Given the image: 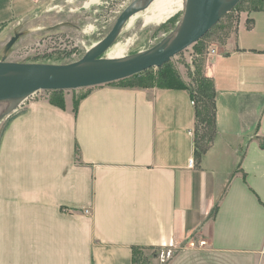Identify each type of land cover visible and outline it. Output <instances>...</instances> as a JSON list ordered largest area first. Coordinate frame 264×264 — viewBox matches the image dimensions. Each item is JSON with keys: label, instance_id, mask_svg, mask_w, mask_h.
<instances>
[{"label": "crops", "instance_id": "0c3cea01", "mask_svg": "<svg viewBox=\"0 0 264 264\" xmlns=\"http://www.w3.org/2000/svg\"><path fill=\"white\" fill-rule=\"evenodd\" d=\"M261 13L241 12L212 46L215 129L199 154L186 89L108 84L76 112L64 92V109L49 94L5 118L0 264H134L147 251L153 264H264V38L251 40Z\"/></svg>", "mask_w": 264, "mask_h": 264}, {"label": "rangeland", "instance_id": "374dc122", "mask_svg": "<svg viewBox=\"0 0 264 264\" xmlns=\"http://www.w3.org/2000/svg\"><path fill=\"white\" fill-rule=\"evenodd\" d=\"M28 1L32 4V9L18 14L13 10V0H0V7L4 6L6 12L10 9L8 13L2 15L3 19H0V25L4 24L0 26V57L9 39L15 33H20L19 39L7 54L8 61L60 65L79 60L86 49L104 38L111 30L116 18L133 0ZM256 1L242 0L202 39L170 60L168 65L179 75L189 90L195 92L197 89L198 73L200 76H205L204 68L212 46L221 44L234 33L240 13L249 12ZM261 14L257 16L259 18L256 24L258 35L251 37L252 41L264 38L260 32L264 31V19L260 18L264 17V13ZM180 15L181 12H178L160 25H146L143 19L139 18L128 28H123L111 47L116 44L123 47L125 52L122 57L151 48L175 27ZM159 69L151 70L155 74ZM85 90L87 89L67 91L66 95L70 101H73ZM45 95L49 93L39 92L33 97ZM194 101L199 110H202L199 99L195 97ZM2 122H0V130ZM198 130L199 135L202 136L205 133L204 125H199ZM134 264H153V252H141L136 256Z\"/></svg>", "mask_w": 264, "mask_h": 264}, {"label": "water", "instance_id": "95a60500", "mask_svg": "<svg viewBox=\"0 0 264 264\" xmlns=\"http://www.w3.org/2000/svg\"><path fill=\"white\" fill-rule=\"evenodd\" d=\"M153 0H133L116 18L108 34L86 50L77 61L67 64L20 63L7 60V54L20 37L15 33L0 57V107L13 104L0 114V122L15 112L25 100L39 92L90 89L131 78L168 64L200 39L242 0H183L175 27L160 42L141 52L109 58L128 20L143 12Z\"/></svg>", "mask_w": 264, "mask_h": 264}, {"label": "trees", "instance_id": "16d2710c", "mask_svg": "<svg viewBox=\"0 0 264 264\" xmlns=\"http://www.w3.org/2000/svg\"><path fill=\"white\" fill-rule=\"evenodd\" d=\"M264 10V0H257L254 2L253 7L250 11H260ZM4 25V24H3ZM0 25V26H3ZM199 76V82L197 85V89L195 92L189 90L187 86L181 81L179 78V75L170 68L168 64L164 65L158 70V73H153L152 70L145 71L143 73H140L138 75H135L131 78L121 80L119 82L111 83L109 85H117L120 87H128V88H160V89H186L189 91L191 98L194 100L199 99L203 109L199 110L197 107L196 110V117L198 118L199 125H204L205 133H203L202 136H199L200 138L196 141L197 145V154H199L200 146L204 149V142L207 144L208 141L211 140L212 135L214 133V118H215V89L213 82L206 78L205 76ZM90 89H87L85 92H83L80 96L73 99V111L76 112L78 102L81 98H83L86 93ZM50 94V103L54 106L59 107L60 109H64L65 102H64V92L63 91H52L48 92ZM21 110V109H19ZM18 109L13 112L11 115H9L4 123L3 128L6 126V124L11 120L15 113L19 111ZM203 113H205V117H203ZM208 138L206 141L205 139ZM201 148V149H202ZM202 149V150H203ZM217 207H214L212 210V214L215 213ZM139 255L138 253L136 256ZM135 256V258H136ZM135 263V262H134Z\"/></svg>", "mask_w": 264, "mask_h": 264}, {"label": "bare ground", "instance_id": "6f19581e", "mask_svg": "<svg viewBox=\"0 0 264 264\" xmlns=\"http://www.w3.org/2000/svg\"><path fill=\"white\" fill-rule=\"evenodd\" d=\"M88 3H86V5ZM182 8L183 0H153L143 12L133 15L128 20L125 27L128 28L139 18H142L146 25L163 24L176 13L181 12ZM124 50L125 49L123 47H121L119 44H116L107 51L106 56L109 58H122L125 52ZM12 104V102L2 104L0 107V114L10 108Z\"/></svg>", "mask_w": 264, "mask_h": 264}, {"label": "built area", "instance_id": "2783aa9c", "mask_svg": "<svg viewBox=\"0 0 264 264\" xmlns=\"http://www.w3.org/2000/svg\"><path fill=\"white\" fill-rule=\"evenodd\" d=\"M86 50H87V49H86ZM215 54H216V50H215V49H210L209 52H208V56H209V57H210V56H214ZM31 97H33V96H31ZM27 100H29V98H28ZM27 100H26V102H27ZM26 102L24 101V103H23L19 108H21ZM191 104L193 105L194 102H191ZM19 108H18V109H19ZM192 164H193V161L190 160V161H189V166H192ZM85 213H87V212H85ZM204 245H205L204 242H201V241L199 242V246H204ZM189 246H190V247H194V246H195V243H194V242H190Z\"/></svg>", "mask_w": 264, "mask_h": 264}]
</instances>
